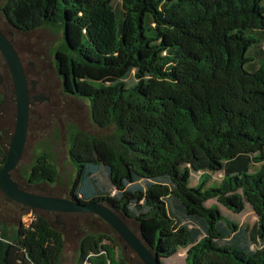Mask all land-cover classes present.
<instances>
[{
    "label": "trees",
    "instance_id": "1",
    "mask_svg": "<svg viewBox=\"0 0 264 264\" xmlns=\"http://www.w3.org/2000/svg\"><path fill=\"white\" fill-rule=\"evenodd\" d=\"M115 1L0 0L22 32L63 31L64 93L88 100L93 123L113 129H70V198L119 207L162 260L186 249L187 264H264V0ZM7 152L0 140V169ZM58 176L42 152L27 180ZM220 205L236 214L250 205L258 220L244 226ZM64 250L44 214L16 227L0 219V264H62ZM77 264L129 263L115 239L90 233Z\"/></svg>",
    "mask_w": 264,
    "mask_h": 264
},
{
    "label": "rangeland",
    "instance_id": "2",
    "mask_svg": "<svg viewBox=\"0 0 264 264\" xmlns=\"http://www.w3.org/2000/svg\"><path fill=\"white\" fill-rule=\"evenodd\" d=\"M121 2V0H116V6L121 7ZM1 6L2 3L0 4V28L10 39L12 37L8 34L7 28L10 31L16 32L12 42L21 56L26 72L29 69L30 72H34V75L28 73V77L36 78L41 74L42 80L36 85L37 89H35V92L38 94L41 91H45V96L50 97V103L52 104L48 100H44L40 105L31 106L25 150L17 168L13 172V176L21 185L30 191L34 190V193L70 198L71 182L75 176V168L69 156L70 129L76 127L100 137L111 135L113 129H100L93 123L88 100L76 96H68L64 93L62 79L58 72L55 58V50L63 41V31L55 27H42L30 32H22L9 22ZM248 35L258 37L255 32L251 31L248 32ZM251 51L248 52V55L252 54ZM30 60H38L40 63L32 66L31 63H26ZM259 61L264 64V58L257 60V62ZM0 65L9 81L8 95L10 99H15L16 95L12 76L1 52ZM29 78L31 89V80ZM0 92L4 95L5 99V89L1 86ZM16 119V101L8 100L3 102L0 107V140L4 148H9L10 146L16 126ZM42 152H47L52 156L53 162L57 165L59 171L58 179L55 183L27 185L26 183L29 184L27 180L28 173L35 163L37 156ZM201 177L202 172H194L191 183L197 185ZM222 178V172L215 173L211 175L208 184L220 182ZM214 185L216 186L217 184ZM4 199L5 196L0 190V219L11 227H16L21 220L29 223L36 212L44 215L48 213L41 210L33 211L30 208L27 210L22 209L18 212L17 208L12 207V204L8 205V201L4 205L3 201H1ZM212 203H215V200L208 202L209 205ZM21 206L18 204V207ZM219 207L226 216L236 219L239 224L244 226L253 227L258 220L256 212L250 205H247L246 210L239 214L233 213L223 205ZM24 212L27 213L23 214ZM55 216L67 223L70 228H63L62 223L58 225L54 222L52 223L50 218L55 219ZM46 217L65 236V250L62 264H77L81 239L90 233H103L111 236L123 249L124 257L129 264H144L119 233L97 214L89 212H53L48 213ZM125 222L138 233L133 221L125 220ZM186 257L187 250L181 249L176 256L163 259L162 261L165 264H187Z\"/></svg>",
    "mask_w": 264,
    "mask_h": 264
},
{
    "label": "water",
    "instance_id": "3",
    "mask_svg": "<svg viewBox=\"0 0 264 264\" xmlns=\"http://www.w3.org/2000/svg\"><path fill=\"white\" fill-rule=\"evenodd\" d=\"M7 31L8 34L11 35L12 39H10L0 28V52L4 56L10 70L16 98L10 99L8 95L9 81L3 73L1 65L0 86L5 89L6 97L4 102L8 100L16 101L17 119L13 137L8 148L6 162L0 169V190L5 196V199L1 201H3L4 205L5 202L8 201V205L12 204V207L17 208L18 212L23 208H30L33 211L41 210L47 211L48 213L89 212L97 214L119 233L125 242L141 258L144 264H164L162 259L158 255L154 254L145 244L144 238L128 226L125 222V216L122 215L119 207L100 201L83 203L80 200L72 198L34 193V190L29 191L23 188L20 183L14 179L13 172L22 158L27 142L31 106L37 104L40 105L44 100H48L50 103V97H46L45 91L42 92L40 89H38L41 91L40 93L37 94L34 92L33 95L30 94L29 77L26 74L21 56L12 42L16 32L10 31L8 28ZM26 63H31L33 66L40 62H38V60H30ZM27 73H32L34 75V72H30V69ZM29 79L31 80V86L35 91V89H37L36 85L40 80H42L41 74L36 78ZM34 95L36 97H33ZM33 98L34 100H32ZM26 184L31 186V184ZM18 204L22 206L18 207ZM50 221L52 223H56L57 225L62 223L63 228H70L67 223L59 220L56 216L55 219L50 218Z\"/></svg>",
    "mask_w": 264,
    "mask_h": 264
},
{
    "label": "flooded vegetation",
    "instance_id": "4",
    "mask_svg": "<svg viewBox=\"0 0 264 264\" xmlns=\"http://www.w3.org/2000/svg\"><path fill=\"white\" fill-rule=\"evenodd\" d=\"M25 71H26V70H25ZM26 74H27V76H29L27 72H26ZM34 92H35V91L31 88V89H30V94L32 95V93H34ZM33 97H36V96L34 95ZM41 97H43V96H41Z\"/></svg>",
    "mask_w": 264,
    "mask_h": 264
}]
</instances>
